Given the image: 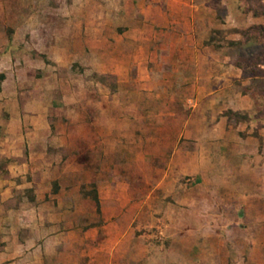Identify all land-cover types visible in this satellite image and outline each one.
I'll use <instances>...</instances> for the list:
<instances>
[{"label": "rangeland", "instance_id": "obj_1", "mask_svg": "<svg viewBox=\"0 0 264 264\" xmlns=\"http://www.w3.org/2000/svg\"><path fill=\"white\" fill-rule=\"evenodd\" d=\"M112 1L0 0V149L5 151L0 166L29 164L28 180L16 183L18 207L23 200L37 203L33 188L23 186L38 171L37 161L56 159L60 178L51 182L43 201L51 203L56 195L54 205L70 207L72 229L81 220L84 230L98 229L97 239L125 234L120 254L130 247L136 264H142L145 246L168 248L177 234L194 237L190 226L197 219L210 220L208 210L225 209L221 222L233 221V207L249 204L244 198L214 197L225 187L214 174L202 182L178 173L176 148L197 151L194 143L205 137L198 134L200 125L210 122L213 113L191 117L193 103L175 91L186 92L190 78L224 73L235 80L233 88L250 91L255 100L250 117L222 110L216 118L226 117L229 141L246 137V131L236 130L239 124L252 126L250 135L260 146L247 158L257 164L261 157L264 169L259 134L264 128V0H230L229 7L216 0L220 5L209 36L195 40L154 37L143 27L125 35L133 23L111 20ZM180 41L207 47L203 55L214 57L212 68L174 71L171 62L181 55L169 50ZM252 75L259 78L248 80ZM175 110L182 116L176 119ZM176 120L183 123L182 130ZM187 121L192 124L186 132ZM52 138L58 147L50 144ZM259 201L264 206V195ZM241 211L238 220L253 216ZM113 222L132 225L118 230L112 229Z\"/></svg>", "mask_w": 264, "mask_h": 264}, {"label": "crops", "instance_id": "obj_2", "mask_svg": "<svg viewBox=\"0 0 264 264\" xmlns=\"http://www.w3.org/2000/svg\"><path fill=\"white\" fill-rule=\"evenodd\" d=\"M133 1L137 2L136 7L130 5L132 0H126V5L123 0L112 1L111 20L133 23L125 35H135L143 27L154 37L193 40L209 36L216 21V6L220 5L216 0ZM229 2L221 0L223 5L228 6ZM207 49L188 46L180 41L177 47L169 50L181 55L180 59L171 62L173 70L211 69L214 57H204L203 53ZM234 76L239 77V74ZM257 78L252 75L248 80ZM188 81L186 92L180 88L175 94L187 96L193 103L191 117L207 114L210 110L213 115L210 122L200 125L202 128L198 134L204 133L205 137L194 143L197 151L184 152L182 145L176 148L174 159L180 166L178 173L191 174L193 179L202 182L210 181V174H214L215 182L221 178L225 184L224 188L217 189L214 197L244 198L249 204L233 207V221L221 222L219 215L226 213L225 209L214 207L208 210L210 220L203 222L197 219L190 226L194 237L188 239L177 234L168 248L161 244H148L145 246L148 253L142 256V264H264V206L259 201L264 195V169L260 164L261 157L257 164L247 158L258 153L260 143L258 138L250 135L252 126L248 122L239 124L236 129L246 131V137L240 139L236 136L234 141H229L231 131L226 129V117L222 116L219 120L216 118L222 110L243 111L250 117L255 108V100L250 91L243 93L233 88L235 80L227 77L226 73L219 77L207 74L203 78H190ZM172 115L176 119L182 116L177 110ZM175 122L182 130L183 123ZM190 124L192 121H187L185 131ZM259 134L264 138V128H261ZM51 140L53 147L59 146L57 139ZM205 151L207 154H204ZM210 151H214L213 157ZM4 152L0 149V156ZM37 165L38 171L30 175L31 182L23 185L33 188L37 203L31 205L23 200L18 207L14 191L20 186L16 183L18 180H28L29 164L9 162L5 167L0 166V264H136L129 243L127 253L119 252L125 234L97 239L98 229L90 232L84 230L81 220L72 229L70 207L62 203L54 205L56 195L52 197L51 203L43 201V195L50 191L51 182L57 181L60 175L56 159L44 158L38 160ZM74 195L70 192V196ZM241 208L242 213L253 216L238 220ZM75 212L79 214L80 209ZM110 225L112 229L129 230L132 223L113 222ZM202 230H210L212 234L202 237L198 232ZM232 230L236 233H226ZM175 247L182 249L176 251Z\"/></svg>", "mask_w": 264, "mask_h": 264}, {"label": "trees", "instance_id": "obj_3", "mask_svg": "<svg viewBox=\"0 0 264 264\" xmlns=\"http://www.w3.org/2000/svg\"><path fill=\"white\" fill-rule=\"evenodd\" d=\"M93 201L95 203L96 210L99 211L100 203L97 195L93 196Z\"/></svg>", "mask_w": 264, "mask_h": 264}]
</instances>
